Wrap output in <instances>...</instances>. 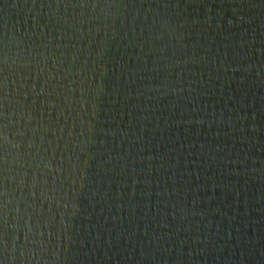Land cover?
<instances>
[{
	"label": "water",
	"instance_id": "1",
	"mask_svg": "<svg viewBox=\"0 0 264 264\" xmlns=\"http://www.w3.org/2000/svg\"><path fill=\"white\" fill-rule=\"evenodd\" d=\"M0 264H264V0H0Z\"/></svg>",
	"mask_w": 264,
	"mask_h": 264
}]
</instances>
